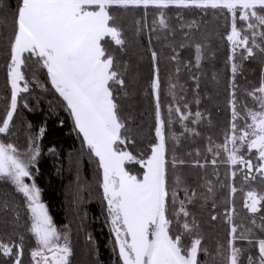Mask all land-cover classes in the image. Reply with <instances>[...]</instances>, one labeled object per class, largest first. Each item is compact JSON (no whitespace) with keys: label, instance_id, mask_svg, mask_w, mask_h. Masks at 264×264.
<instances>
[{"label":"snow or ice","instance_id":"obj_1","mask_svg":"<svg viewBox=\"0 0 264 264\" xmlns=\"http://www.w3.org/2000/svg\"><path fill=\"white\" fill-rule=\"evenodd\" d=\"M3 7L0 0V11ZM8 7L12 34L8 38L6 82L10 96L5 115L0 119V135L13 134L14 115L23 99L21 94L29 93L32 83L44 88L35 75L30 81L26 73L30 69L33 73L43 71L72 117L84 147L97 163L99 188L115 237L113 251L117 264H208L209 256L213 264H264V192L255 188L245 192L243 208L251 214L247 226L243 221L236 223L238 213L234 201H225L227 206L222 216L229 227L227 248L218 243L214 255L203 246L200 224L190 209L198 199L203 201L201 207L209 200L213 209L217 207L216 185L206 176L201 177L200 187L205 191L198 193L180 171L189 162L178 152L182 140L200 135L190 125H199L206 119L204 112L191 109L192 103L197 106L201 103L200 77L195 74L191 77L196 92L190 102L178 74L182 63L188 71L202 68V62L207 59L206 45H179L181 49L194 47V63L182 62L176 47L171 43L165 45L173 52L169 59L177 65L173 73L176 80L169 77L167 95L171 101L167 115L160 103L159 54L151 47L153 38L159 41L175 36L166 13L170 8L197 9L205 15L212 10L225 17L230 27L225 37L230 45L227 60L231 72L230 130L222 144H213L209 137L206 150L213 156L210 161L213 166L219 162L235 169L230 172L233 181L239 171L245 183L255 181L257 175L264 182V71L259 86L245 90L253 107L237 95V77L242 74L243 61L255 59L257 55L264 57V0H14ZM130 9L144 12L143 23L136 21L138 34L145 29L156 34L149 38L153 73L150 88L155 101L154 139L146 148L137 140L132 117L121 114L120 100L129 95L125 80L128 66L121 64L109 50V38L124 50L126 41L115 13ZM149 9L157 10L151 26L147 23ZM178 19L182 21L183 17L178 15ZM7 25L8 16H5L0 26ZM193 27L198 28L196 21L181 23L182 29ZM184 35L187 37L188 32ZM211 79L217 81V75L213 74ZM23 106L28 107L26 100ZM176 125L181 131H176ZM44 133L41 127L35 136L30 135L23 153L15 144L0 140V179L10 182L25 200L31 220L29 231L37 244L30 253L33 264H71L70 237L67 232L62 234L57 230L41 202V189L31 171L40 155L37 141ZM244 149L247 152L241 154ZM253 150L259 163L246 158ZM222 153L225 158L218 161ZM195 154L200 156L199 149ZM207 164V159L204 162L197 159L191 166L203 169ZM237 165L242 167L236 169ZM25 178L32 183H26ZM220 187H227L232 198L238 191L233 184L221 183ZM7 206L4 202L3 207ZM257 214H260L259 224ZM217 219L216 214L211 215V221ZM201 254L205 256L204 261L200 259ZM0 255L10 264H23V244L0 240Z\"/></svg>","mask_w":264,"mask_h":264},{"label":"trees","instance_id":"obj_2","mask_svg":"<svg viewBox=\"0 0 264 264\" xmlns=\"http://www.w3.org/2000/svg\"><path fill=\"white\" fill-rule=\"evenodd\" d=\"M13 2L14 0H3L9 14L11 9L8 5ZM156 12L155 9L148 10L147 23L149 26L156 18ZM166 13L168 23L175 29V36L169 35L167 40L161 38L159 41L153 38L151 44V47L159 54L160 103L165 115H167V106L171 101V97L167 95L169 77L171 76L173 80L177 78L173 75L177 66L176 62L169 59L173 52L170 47L165 45L171 43L176 47L182 62L192 61L193 63L195 60L194 47L189 46L181 49L179 45L181 43L206 45L207 59L202 62V68L199 71L195 68L188 71L183 68L182 63L181 71L178 74L179 83L184 85L187 99L190 102L196 92L195 81L191 77L193 74L200 77L198 91L201 103L199 106L192 103L191 109L193 112L196 110L204 112L206 119H208L207 113L210 111L208 115L212 114L211 117L214 119L212 128L207 122L205 123L206 119L202 121L198 126L200 135L189 136L182 140V145L178 149L179 154L189 162L188 166H182L180 171L186 177L188 184L198 193H202L205 189L200 187L203 183L200 178L206 176L211 179V170L214 166L203 169L191 166L192 161L196 160V149L200 151V161L204 162L207 159L210 163L213 156L206 150L209 144L208 138L211 137L213 144H222L225 134L230 130L231 112L228 107V82L231 72L230 65L227 63L230 51L229 43L225 39L229 22L224 16L214 13L212 10H209L205 15L197 9L170 8L166 10ZM115 14L118 26L123 29V38L126 44L124 50L121 51L119 46H116L109 38V50L115 54L121 64L126 63L128 66L125 80L129 95L120 100L121 114L124 117H132V127L137 140L146 148L154 139L155 101L150 88L153 73L149 38L156 34L150 33L148 29L140 34L136 32V21L141 20L143 23L144 12L142 9L117 11ZM178 15L183 17L182 21L178 19ZM9 17L8 35L4 50L0 55V119L5 115L7 97L10 96L6 82L8 38L12 34L11 16ZM192 21H196L198 28H181V23L187 24ZM1 24L2 20H0ZM2 32L3 27L0 26V40ZM184 32H188L187 37ZM263 63L262 58L243 61L242 74L237 77L239 99L242 97L241 86L249 91L259 86ZM213 74L217 75V81L211 79ZM26 75L30 81L35 75L44 88L37 87L35 83H32L29 93L21 94L23 99L20 101L14 117L13 134L3 136V141L11 142L16 147L27 150L28 137L35 136L41 127L45 129L43 137L37 141L40 155L33 168V177L41 189L42 201L55 226L58 229L70 227L73 249L71 264H117V256L113 251L115 237L111 232L106 205L102 200L95 158L91 157L84 147L82 137L75 130L72 117L65 110L58 94L51 89L46 74L43 71L33 73L30 69ZM221 75L222 78L219 82ZM45 88L48 90L46 91ZM242 92L245 94L244 91ZM25 100L28 103L27 108L23 106ZM29 124L31 128H28ZM190 127H194V125H190ZM176 131H181L179 125H176ZM169 148L171 149V144H169ZM188 152H191L192 155H185ZM220 158L224 159V153ZM219 168L221 177H213V180L220 187L221 181L226 185L223 177L228 172V167L221 163ZM224 171L225 174L222 173ZM247 183L255 182L249 180ZM73 189H75L74 195L72 194ZM225 189L220 187L222 192ZM219 196H223V193ZM4 202H7V208L3 207ZM202 204L203 201L199 199L194 206H190V209L200 224V234L204 236L203 246L208 248L210 244L216 250L219 240H222L221 244L226 245L227 241L224 242V240L228 239L229 227L226 223L223 226L218 219L211 221V215L216 214L219 218V215L223 213V210H220V202L216 201V210L212 208L211 200L203 207H201ZM241 210L243 214L236 211L238 213L236 223H239V219L246 220L242 216L248 215L243 208ZM30 225V213L23 196L15 191L11 183L5 186L0 181V240L5 243L23 244V264H33L30 253L37 247L35 238L29 231ZM20 237H23L22 242ZM243 243L246 244V241ZM212 253L214 254V251ZM200 259L204 261L205 256L201 254ZM0 264H10V262L0 255ZM208 264H213L210 257H208Z\"/></svg>","mask_w":264,"mask_h":264},{"label":"rangeland","instance_id":"obj_3","mask_svg":"<svg viewBox=\"0 0 264 264\" xmlns=\"http://www.w3.org/2000/svg\"><path fill=\"white\" fill-rule=\"evenodd\" d=\"M3 4H4L3 11H0V20H2V23H3V18H4L5 16H8V21H9V19H10V17H9L10 14L8 13V11H7L6 7H5V3H3ZM1 25H2V24H1ZM9 25H10V24H9ZM9 25L6 26V27L2 26V27H3V32H2V38H1V40H0V55L2 54V52H3V50H4V44H5V42H6V37H7V35H8V27H9ZM229 31H230V27L228 28L227 33H228ZM229 51H230V45H229ZM260 58H262V60H263V62H264V57H262V56H260V55H257L256 59H260ZM262 65H263V66H262V71H264V63H263ZM221 78H222V75L219 76V79H220V80H218L219 82L221 81ZM137 83L140 84L139 82H137ZM242 91L245 92V89H244L243 86H241V89H240V92L242 93V97H241L240 100H242V101H246V102L248 103V106H249V107H253L254 105H253V102H252L251 98H249V97H247L245 94H243ZM237 93H238V92H237ZM209 112H210V111H208V113H209ZM208 113H207L208 119H206L205 123L207 122V124L212 128V126H213L212 124L214 123V119L211 117L212 114H209V115H208ZM14 117H15V115H14ZM205 123H203V124H205ZM198 126H199V125H194V127L197 129V131H198ZM3 139H4V138H3V135H1V136H0V140H3ZM4 141H5V140H4ZM17 148H18L22 153H23L24 151H26V150H23L22 147H17ZM246 152H247V150L244 149L243 152H242L241 154H245ZM224 158H225V154H224ZM246 158H250V159H252L254 164L259 163V161H257V160L255 159V150H253V154H252V155H250V156H246ZM38 159H39V156L37 157L36 162L38 161ZM195 159H196V160H197V159L201 160V156H199V157L196 156ZM221 159H223V158L217 157V160H218V161L221 160ZM223 164H224V163H223ZM35 165H36V163H35ZM35 165L31 167L32 174H33V168L35 167ZM220 165H221V163L218 162L217 165H215V166L212 168L213 165H212L211 163H208V164H207V167H208V168H212V170H211V180H212L213 183L216 185V192H218V191L220 190V187H219V185L213 180V177H217V178H220V177H221V171H220V168H219ZM226 166L228 167V170H227L228 172H227L226 174H225V171L222 172L223 174H225V176L223 177V180L226 182V185H228V184H233V185L238 189V191L236 192L234 198H232V197H229L228 188L225 187L226 189L224 190V192H222L223 190H222V191L220 190V192H218V193L216 194V201L221 203V204H220V210L222 209V210H223V213H224L225 207L227 206V205L225 204V201L231 199V200L234 201L236 211L242 213L241 208H243V202H244V194H245V192L248 191V190H250L251 188H255L258 192H264V182H262V181L260 180V178H259V175H257V179L254 181L255 183H252V184L245 183L244 180H243V173H242V172H239V171L237 172V176H236L235 180L233 181V180L230 178V172H231L232 170H235V169H232V168H231L229 165H227V164H226ZM240 167H242V166L237 165V166H236V169H239ZM217 174H218V175H217ZM254 174H255V173H254ZM33 179H34V177H33ZM0 181H1L2 183H4L5 186H7V184H10V182H8V181H6V180H2V179H0ZM25 182L30 184V183H32V180L29 179V178H25ZM221 183L224 184L223 181H221ZM221 183H220V184H221ZM241 188H243V191L240 190ZM247 188H250V189H247ZM221 193H223V196H219V194H221ZM72 194H73V195L75 194V189H73ZM198 200H199V199H198ZM41 202L44 204V202L42 201V198H41ZM44 205H45V204H44ZM45 206H46V205H45ZM243 209H244V208H243ZM47 210H48V209H47ZM214 210H216V209H214ZM244 210L247 212L246 209H244ZM223 213H222V214H223ZM247 213H248V212H247ZM48 214H49V212H48ZM222 214L219 215L218 220H219V223H221V224L224 226V225H225V222H224V220H223V216H222ZM242 214H243V213H242ZM49 215H50V214H49ZM250 215H251V214H249V213H248V215H247V214L243 215L242 217H243L244 219H246V220H241V219H239L238 222L240 223L241 221H243V223L245 224V226H247L248 223H249ZM259 215H260V214H257V224L261 223V221H260V219H259ZM239 223H238V224H239ZM57 230L60 231L62 234L65 233V232H67L68 235H69V237H70V241H71V230H70V227H69V226H68V227H65V228H63V229H58V228H57ZM257 234H259V233H257ZM226 235H227V233H226ZM225 241H227V240H224V242H225ZM219 243L221 244V243H222V240H219ZM225 247L227 248V242H226ZM208 248H209V250H210L209 252H210L212 255H214L216 250L213 248V246L209 244ZM212 250L214 251V254L212 253V252H213ZM209 257L211 258V256H209Z\"/></svg>","mask_w":264,"mask_h":264}]
</instances>
